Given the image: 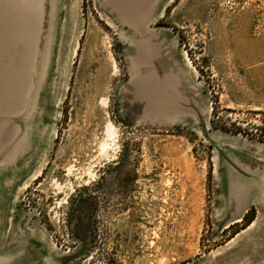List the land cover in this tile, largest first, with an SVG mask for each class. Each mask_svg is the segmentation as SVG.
I'll use <instances>...</instances> for the list:
<instances>
[{
  "label": "rangeland",
  "instance_id": "1",
  "mask_svg": "<svg viewBox=\"0 0 264 264\" xmlns=\"http://www.w3.org/2000/svg\"><path fill=\"white\" fill-rule=\"evenodd\" d=\"M0 264H264V0H0Z\"/></svg>",
  "mask_w": 264,
  "mask_h": 264
},
{
  "label": "trees",
  "instance_id": "2",
  "mask_svg": "<svg viewBox=\"0 0 264 264\" xmlns=\"http://www.w3.org/2000/svg\"><path fill=\"white\" fill-rule=\"evenodd\" d=\"M245 219H246V222L244 224V227L248 226L249 224H251L254 221V219H255V210L252 209L250 214L249 213L246 214Z\"/></svg>",
  "mask_w": 264,
  "mask_h": 264
}]
</instances>
